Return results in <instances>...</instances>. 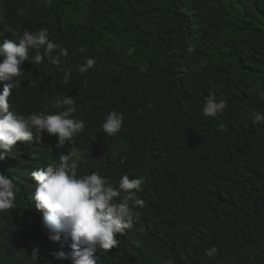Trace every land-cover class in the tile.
<instances>
[{
	"label": "trees",
	"instance_id": "trees-1",
	"mask_svg": "<svg viewBox=\"0 0 264 264\" xmlns=\"http://www.w3.org/2000/svg\"><path fill=\"white\" fill-rule=\"evenodd\" d=\"M45 28L59 48L24 63L10 110L57 114L68 96L85 127L62 147L34 131L0 161L16 185L0 211V264H72L54 255L72 241L49 239L31 173L73 150L78 179L144 178L133 227L97 248V264H264V124L253 116L264 114V0H0V42ZM209 96L227 105L215 117L203 113ZM112 111L124 120L108 135Z\"/></svg>",
	"mask_w": 264,
	"mask_h": 264
},
{
	"label": "clouds",
	"instance_id": "clouds-1",
	"mask_svg": "<svg viewBox=\"0 0 264 264\" xmlns=\"http://www.w3.org/2000/svg\"><path fill=\"white\" fill-rule=\"evenodd\" d=\"M51 3V0H46ZM43 48L30 57V49ZM59 45L49 39L48 30L30 32L25 29L18 43L14 40L0 42V82H5L0 90V161L12 156V149L17 142H27L33 139L34 131L39 138L43 131L58 137L57 147L65 143H74L73 138L83 132L85 122L74 118L75 102L65 96L57 99V106H68L57 114L33 113L27 117L16 115L10 110L9 97L12 90L20 86L17 79L23 74L26 61L40 63L46 56H51ZM81 49V52H84ZM67 50L61 49L59 56H67ZM59 56L53 58L54 64H59ZM96 60L90 57L78 69L85 73L93 68ZM70 72L65 73L67 81ZM227 107L225 101H217L215 97L206 98L203 113L215 117ZM254 122L264 124V114L253 113ZM124 116L117 111L110 112L102 124L104 133L113 135L121 129ZM80 156L73 150L60 155L59 165L50 164L46 168L31 173L36 182L33 199L38 209L43 210V225L49 233V239L59 242L63 236L72 241L71 252L54 253L57 259H71L72 264H97V248L110 250L117 246V234H123L125 229H131L136 217L133 209L143 207L144 201L136 193L142 191L144 178L130 179L123 175L118 187L109 184L107 178L97 172L77 178L76 169ZM16 185L13 180L0 172V211L14 207ZM119 198V202H117ZM217 249L213 246L206 249V254L212 257ZM32 264H37L35 254Z\"/></svg>",
	"mask_w": 264,
	"mask_h": 264
}]
</instances>
